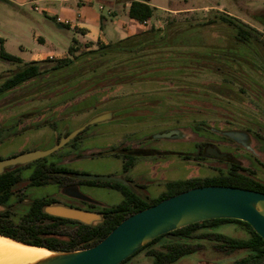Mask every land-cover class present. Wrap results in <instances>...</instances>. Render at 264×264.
<instances>
[{"label": "rangeland", "instance_id": "374dc122", "mask_svg": "<svg viewBox=\"0 0 264 264\" xmlns=\"http://www.w3.org/2000/svg\"><path fill=\"white\" fill-rule=\"evenodd\" d=\"M76 1L69 0L68 3L76 8ZM92 2L97 9L100 1L92 0ZM151 2L155 7L151 24L156 27H164L168 21L197 23L213 18L218 10L237 17L264 34V25L254 16L264 17V0H152ZM61 3L58 0H27L23 5L18 6L0 0V38L4 39L5 50L25 62L36 52L47 50H54L55 53L64 52L65 46L70 44L75 33L55 20L56 17L63 16ZM161 8L168 10L164 11ZM232 33V29L221 21L205 28L201 27L199 32L201 44L195 49L200 51V54L207 53V55L201 58L198 56L197 61L193 55L187 57L181 53L171 57L173 54L166 52V60L158 63L165 68V76L152 73L146 80L121 84H113L112 79L104 77L100 82L88 86L86 91L81 88L85 80L93 74L105 75L108 69L114 67L115 62L107 61L105 57L93 59L91 55L83 56L75 61L73 67L44 74L12 90L0 93V119L4 120L5 115L10 114L13 118L24 119L23 114L32 111L48 123L58 122L59 118L60 125L68 123L72 127L98 113L109 111L112 113L110 119L88 125L92 129L97 127L107 130L109 137H98L89 146L104 148L117 144L121 138L125 140L129 137L135 145L145 139L147 142H154L159 148L174 146L176 150L182 149L187 153L195 150L193 141H203L206 144L215 141L217 137L220 138L219 134L225 131L240 130L246 134L247 140L244 144L238 143L235 146L236 153L237 149L241 150L236 156L243 160V165L249 166L256 179L264 182V142L260 141L264 139V39L259 34L251 38L248 45H242L232 39ZM95 47L96 44L92 46ZM84 50L81 47L75 53L79 54ZM156 56L153 55L151 59L156 60L158 58ZM37 57L39 60L46 58L43 55ZM155 62L153 61V65H156ZM219 64H223L221 72L216 70ZM116 66L115 69L122 71L125 64ZM20 67L19 63L0 58V82ZM175 70L177 71L173 73ZM100 85L109 86L111 89L99 95L98 99L88 97V92L94 91ZM161 97L166 98V104L163 105V101L159 100ZM87 100L89 103L84 104ZM151 109H156L157 112ZM170 128L181 131L183 136L178 138L185 143L176 144L169 137L158 138L155 137L156 134L152 135ZM254 132H258L262 138L259 137L257 140ZM53 138L54 136L48 133H40L29 139L17 137L0 149V157H8L19 150L44 149L51 145ZM225 143H227L223 144L225 147L234 145L227 140ZM247 150L256 154L262 164L254 162L250 157L245 159L242 151ZM51 157L45 158L51 160ZM151 158H140L129 175L140 183L148 184L146 192L151 198H155L165 190V186L163 183H154L149 178L143 160ZM205 162H201L204 166L190 165L187 169L176 171L168 169L163 172V176L167 180L205 177L215 174L216 169L226 168L224 161L210 159ZM76 163L72 165L77 171L81 172L80 168L84 167L83 173L93 175L116 174L122 165L120 158L109 155L84 159L81 163ZM191 163L195 164L189 161V164ZM23 183L25 181L21 184ZM84 190L88 191L86 195L100 205H111L121 198L117 191L111 189L93 187ZM51 191V187L36 188L30 192V196L17 190V195L12 197L8 206L10 219L17 222L26 211L31 197H45ZM66 231L63 228L61 233ZM208 231L238 238L248 235L245 227L237 223H224ZM192 242L197 243L199 248L195 253L183 257L177 264H237V261L247 255V251L243 249L221 248L217 246L219 242L211 237L195 238Z\"/></svg>", "mask_w": 264, "mask_h": 264}, {"label": "trees", "instance_id": "16d2710c", "mask_svg": "<svg viewBox=\"0 0 264 264\" xmlns=\"http://www.w3.org/2000/svg\"><path fill=\"white\" fill-rule=\"evenodd\" d=\"M149 2L150 0H131L128 7V16L140 23L149 20L152 17L153 9L155 8ZM254 16L264 25V17ZM217 21L227 24V26L232 29V39L238 44L248 45L252 40L251 38H255L259 34L262 35L261 32L237 17L217 10L213 18L198 21L197 23L190 21L187 23H174V21L169 23L168 21L164 27H156L151 24L147 29L140 30L113 42L104 44L97 41L95 48H92L91 42H87L83 44V47L88 49H85L79 54L75 53L79 51V49L74 46L76 41L73 40L68 46L67 55L65 56L46 57L44 59L27 62H24L16 55L8 53L3 47V39L0 38V58L13 63H19L21 66L20 69L15 70L11 76L3 80V83L0 86V91L8 88H15L26 81L44 74H50L65 68L73 67L76 60L87 55H91L93 59L105 57L107 61L112 60L115 63L113 64V68H110L105 72V75L100 73L93 74L86 79L83 86H81L85 91L88 86H92V84L97 83L98 81L100 82L104 77L109 80L112 79L111 81L113 84H121L146 80L151 77L152 73L159 76H165V68L158 63L159 61L166 60V52L172 53L173 56L170 55L171 57L178 56L181 53H184L187 57L193 55L195 56L196 61L198 56L201 58V56L207 55V53L200 54V51L198 52L197 49H195V47H198L201 44L199 32L201 27L205 28ZM262 38L264 39V34L262 35ZM153 55H157L156 57L158 58L156 60L152 58V60L151 57ZM153 61H156V65H153ZM199 61L201 60H198V62ZM119 64H125L122 71L115 69L117 67L116 65ZM219 65L220 66H217L216 70L221 72V66L223 64ZM176 71L177 70L173 73ZM225 75L226 73L223 75L224 79L226 78ZM110 89L109 86L102 87L100 85L98 88L94 89V91L88 92V97L98 99L99 95L107 93ZM165 99V97L159 98L160 101H163V105L166 104ZM84 102H86L84 104L89 103L88 100ZM151 111L157 112L156 109H151ZM76 138L77 136H75L73 140ZM109 152L118 156V153L114 148H111ZM41 160L42 159H39L34 162H39ZM135 162V159H132V157L125 156L123 159V171H128ZM23 166L24 165H19L12 169H7L0 174V206L5 205L13 193V188H15V186L22 180L21 168ZM241 171H243L241 167L233 164L227 170H220L210 176L167 180L165 182V191L156 199H150L148 202L119 182L83 180L89 184L110 186L118 189L122 193L123 197L118 203L101 209L100 214L102 219L100 221L94 224H86L73 219L52 216L44 212L43 207L46 204H44L43 201L33 199L29 208L26 210V213L18 219L17 222H19V224L16 226L14 223L17 222L7 219L8 216L3 214L4 212H0V234L29 244L39 245L49 250L71 251L84 249L96 244L122 219L131 213L139 211L149 205L159 202L163 198L192 187L204 185H227L264 192V182L250 177ZM39 178V167L35 166L29 174L28 180L33 184H37ZM224 223L240 224L245 227L248 235L246 237L238 238L208 231L209 229L212 230L214 227ZM63 228L68 232L61 233ZM173 233L177 235H194L198 233L201 237H211L213 240L221 242L220 246L227 248L228 250H246L247 255L237 261V264H255L264 260V240L248 223L240 220H204L176 229ZM160 236L154 238L140 249L157 241ZM137 251L133 254L137 253ZM194 251L195 248L192 246L178 248L176 255L171 256L168 259L172 260L174 257L190 254Z\"/></svg>", "mask_w": 264, "mask_h": 264}, {"label": "flooded vegetation", "instance_id": "af4514ba", "mask_svg": "<svg viewBox=\"0 0 264 264\" xmlns=\"http://www.w3.org/2000/svg\"><path fill=\"white\" fill-rule=\"evenodd\" d=\"M12 74H10L9 76H11ZM3 80L0 82V86L3 83ZM12 89L13 88H8V89L0 91V93L6 92ZM23 116H25L24 118L25 121L22 118L21 119L13 118L11 114L5 115L4 120L0 119V149L3 148L8 142L16 139L17 137L29 139L40 133L41 134L48 133L51 136H54L51 145L44 149H40V150L48 149L54 146L55 144H57L61 138L67 136L73 130L84 125L91 118L90 117L89 119H87L86 121H84L83 123L79 125H74L70 127L69 126L70 124L68 123H66L65 125L63 124L60 125L61 121H59L60 120L59 118H58L59 124L58 122H53V121L48 123L47 120H44L43 118H40L38 115L33 114L32 111L29 114H26V113L23 114ZM8 120L10 122H8ZM63 121H66V119H63ZM101 122H104V121H101ZM59 128L61 129L58 130ZM169 130H177V129L170 128L164 131L153 133L152 135H155V134L158 135L163 132H167ZM239 132H242V131L239 130ZM214 133L219 134L218 132H214ZM75 136H77V138L73 140ZM75 136L71 138L70 140H68L63 146L53 151L52 153L44 157L38 158L36 160L30 161L28 163L20 164V165H24L21 168L22 180L15 186V188H13V193L11 197L9 198V200L5 203V205L0 206V212L2 213L4 212L3 214L8 216L7 219H10V214L8 213V206L10 205V201L12 200V197L14 195H17L16 194L17 190H19V192H23V194L27 193L31 196V193H30L31 191H33L36 188H41V187H51L52 191L50 194H47L45 197H31V200L29 202L27 209L29 208L30 203L33 199H39L43 201L44 204H46L45 206L49 204H61V205H65L68 207L78 208V209L96 212L100 214L102 208L108 207L110 205L98 204L94 199H92L90 196L85 194V193H88V191L87 190L85 191L84 188L99 187V188H105V189H112L119 193L121 197L120 200L123 197L121 191H119L118 189L112 188L110 186L89 184L83 181V180H88V179L78 178L77 175L86 174V173H83L84 167H81L80 168L81 172H79L76 170V168L73 167L72 164H77L76 162H78L79 164L84 159H92L94 157H103L106 155L115 156L121 159L122 161L121 169L116 174L121 176L128 183L127 185H124L122 183L121 184L128 187L130 190L134 191L138 195H140L147 202L150 199H156L165 190L161 192L160 194H158V196H156L155 198H151L146 192V188H148V184L140 183L129 175L130 172L137 165L140 158L143 159L146 157H152L149 160L148 159L143 160L144 161L143 165L145 167V170L148 171L149 176H150L149 178L153 180L152 182L154 183L156 182L158 184L163 183L164 186H165V182L167 181V179L164 178L163 172H166L168 169H171L172 171H176V170L187 169L190 165L204 166L202 163H206L205 161H209L210 159L226 162V168L224 170H227L229 167H231V165L236 164L237 166L243 169V171L241 172H243L244 174L250 177L255 178V174L249 168V166L247 164L243 165L242 163L243 160L240 158H237L236 156L239 152H241L240 149H237V153H236L235 146H237L238 142L229 137L225 138L226 136L224 134H219L220 138L217 137L215 138V141L212 140L206 144L203 143V141H193L194 144L192 143L191 144L194 146L195 150L191 153H187L182 149L176 150L174 146H167L164 148H159L156 145H154V142H147L144 138H143L144 140H142L141 143L137 142L138 143L137 145H135V143L133 142L131 138L127 137L125 140L124 138H121L117 144H114V145L111 144L110 146L104 147V148L99 147V146L97 147L89 146V144H91L98 137H101V138L104 136L109 137L107 130H104L103 128H97V127L95 129L94 128L92 129L86 126L82 130H80ZM182 136H183V133L178 130L177 134H173L169 138L170 140L174 141L173 143H176V144L185 143V141H183L181 138H178ZM254 136L256 139L257 138L259 139V137H261L258 134V132L257 133L254 132ZM226 140L231 142L234 145L231 147L223 146V144H227L225 143ZM261 140L264 142L263 138L260 139V141ZM111 148L115 149V151L118 153V156L111 154V152L110 154H108ZM212 149L215 150L218 154H221V157H218L216 155H207L212 151ZM27 151L29 150H26V151L19 150V152H17L16 154L10 155L8 157L15 156L20 153L27 152ZM31 151H34V150H31ZM136 151H142V152L136 153ZM242 154L245 157V159L247 157H250L254 160V162L258 164H262L259 157L253 152L247 150V151H242ZM47 156H52L51 157L52 159L51 160L46 159L45 157ZM125 156L132 157V159H135L136 161L135 164L128 171H123V168H122L123 159L125 158ZM8 157H0V159H4ZM39 159H42V160L39 162H34ZM189 161L194 162L195 164L193 163L189 164ZM35 166L39 167V174H40V178L37 184H33L28 180V176ZM7 169H12V168H6L5 170ZM216 170L218 172L221 169H216ZM23 181H25V183L21 184ZM20 184L22 187L21 186L19 187ZM44 207H43V210H44ZM25 213L26 211L20 217H22ZM56 217H59V216H56ZM18 224L19 222L14 223L15 226ZM171 234H174V233L171 232ZM168 235L170 234L169 233L162 234L159 237V239L162 238L163 240L158 239L157 241L152 242L149 245H146L144 248L138 250L137 253L130 255L129 258L123 260L120 263L177 264L183 257H186L190 254L195 253L196 250L199 248L198 247L199 245L197 243L192 242L195 240V238H198V237L201 238V236H199L198 233L194 235L174 234L175 236L178 237V239L169 238ZM220 243L221 242H219L217 246H220ZM187 246L194 247L195 251L190 254H186L183 256H179V257H174V259L172 260L168 259L169 257L176 255V253L178 252V248L179 249L185 248ZM205 264H210V263H205Z\"/></svg>", "mask_w": 264, "mask_h": 264}, {"label": "water", "instance_id": "95a60500", "mask_svg": "<svg viewBox=\"0 0 264 264\" xmlns=\"http://www.w3.org/2000/svg\"><path fill=\"white\" fill-rule=\"evenodd\" d=\"M111 112H102L91 117L84 125L60 139L54 146L45 150H34L0 159V174L6 168H13L44 157L63 146L84 127L110 119ZM178 130H169L156 135L168 138ZM225 136L244 144L246 134L236 130L225 131ZM142 151H136L140 153ZM207 155L221 157L215 150ZM78 178L88 180L115 181L127 185L119 175L78 174ZM84 198V197H82ZM44 211L50 215L69 218L86 224H94L102 219L96 212L49 204ZM210 219H235L248 223L264 240V192L227 185H204L183 190L163 198L122 219L96 244L71 251H55L29 244L0 234V239L29 248L44 249L47 253L39 255L23 264H119L154 238L169 233V238L178 239L171 234L176 229ZM255 264H264V260Z\"/></svg>", "mask_w": 264, "mask_h": 264}, {"label": "crops", "instance_id": "0c3cea01", "mask_svg": "<svg viewBox=\"0 0 264 264\" xmlns=\"http://www.w3.org/2000/svg\"><path fill=\"white\" fill-rule=\"evenodd\" d=\"M58 1L62 2L61 4L63 9V16L60 18L69 21V23L64 24L57 21L56 19L55 20L59 24L64 25L74 31L75 34L69 43L71 44L73 40L76 41L74 46L78 49H81L83 44L87 42H91L93 46L97 43V41L106 44L122 39L140 30L147 29L153 22L150 18L148 20V24L143 25L142 23L131 19L128 16V7L131 0H99L100 2L97 6V9L94 8L92 0H77L75 3L77 6L76 8L68 3L69 0ZM151 1L152 0H150L149 3L154 7ZM6 2L20 6L27 2V0H6ZM161 10L167 11L168 9L161 8ZM38 38L40 39V37ZM42 41L44 40L42 39ZM70 44H67V46H65L66 50L61 53H55L54 50L36 52L28 61L39 60L37 59V55H43L45 57L65 56L67 55V48Z\"/></svg>", "mask_w": 264, "mask_h": 264}, {"label": "bare ground", "instance_id": "6f19581e", "mask_svg": "<svg viewBox=\"0 0 264 264\" xmlns=\"http://www.w3.org/2000/svg\"><path fill=\"white\" fill-rule=\"evenodd\" d=\"M46 253L44 249H29L0 239V264H23Z\"/></svg>", "mask_w": 264, "mask_h": 264}, {"label": "built area", "instance_id": "2783aa9c", "mask_svg": "<svg viewBox=\"0 0 264 264\" xmlns=\"http://www.w3.org/2000/svg\"><path fill=\"white\" fill-rule=\"evenodd\" d=\"M56 20L59 21V22H62V23H64V24H68V23H69V21H67V20H63V19H61V18H59V17H57ZM142 24H143V25H147V24H148V20L143 21Z\"/></svg>", "mask_w": 264, "mask_h": 264}]
</instances>
